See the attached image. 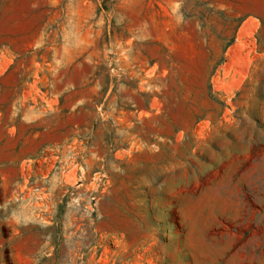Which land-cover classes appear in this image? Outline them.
Returning <instances> with one entry per match:
<instances>
[{
    "label": "rangeland",
    "instance_id": "374dc122",
    "mask_svg": "<svg viewBox=\"0 0 264 264\" xmlns=\"http://www.w3.org/2000/svg\"><path fill=\"white\" fill-rule=\"evenodd\" d=\"M0 264H264V0H0Z\"/></svg>",
    "mask_w": 264,
    "mask_h": 264
},
{
    "label": "crops",
    "instance_id": "0c3cea01",
    "mask_svg": "<svg viewBox=\"0 0 264 264\" xmlns=\"http://www.w3.org/2000/svg\"><path fill=\"white\" fill-rule=\"evenodd\" d=\"M243 184H244V182H243V180H242V181L239 182V185L237 186L236 191H237L238 195H239V194L247 195V194H246V189L243 187Z\"/></svg>",
    "mask_w": 264,
    "mask_h": 264
},
{
    "label": "bare ground",
    "instance_id": "6f19581e",
    "mask_svg": "<svg viewBox=\"0 0 264 264\" xmlns=\"http://www.w3.org/2000/svg\"><path fill=\"white\" fill-rule=\"evenodd\" d=\"M243 33H244V31H243ZM243 33H242V34H243ZM245 34H246V33H245ZM242 36H244V35H242ZM241 38H243V37H241Z\"/></svg>",
    "mask_w": 264,
    "mask_h": 264
}]
</instances>
